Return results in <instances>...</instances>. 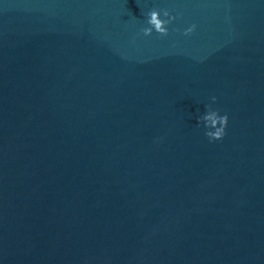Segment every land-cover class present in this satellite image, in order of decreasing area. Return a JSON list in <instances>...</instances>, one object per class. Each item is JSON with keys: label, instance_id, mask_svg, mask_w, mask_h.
<instances>
[{"label": "water", "instance_id": "water-1", "mask_svg": "<svg viewBox=\"0 0 264 264\" xmlns=\"http://www.w3.org/2000/svg\"><path fill=\"white\" fill-rule=\"evenodd\" d=\"M0 264H264V0H0Z\"/></svg>", "mask_w": 264, "mask_h": 264}, {"label": "clouds", "instance_id": "clouds-1", "mask_svg": "<svg viewBox=\"0 0 264 264\" xmlns=\"http://www.w3.org/2000/svg\"><path fill=\"white\" fill-rule=\"evenodd\" d=\"M164 19L161 18L160 12L150 10L146 14V27L141 28L144 35H149L155 31L161 35L167 34V25L173 19L167 11L163 13ZM188 28L185 31L190 32ZM217 97L212 95L209 97V103L204 105L205 110L196 116L197 126L203 129L204 135L208 142L219 141L225 136L226 127L228 124V114L221 112L219 109L212 107L216 103Z\"/></svg>", "mask_w": 264, "mask_h": 264}]
</instances>
